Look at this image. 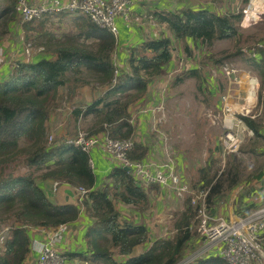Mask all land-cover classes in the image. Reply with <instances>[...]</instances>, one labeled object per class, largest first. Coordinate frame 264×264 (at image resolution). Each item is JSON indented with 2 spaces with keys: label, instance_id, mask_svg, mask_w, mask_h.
<instances>
[{
  "label": "trees",
  "instance_id": "trees-1",
  "mask_svg": "<svg viewBox=\"0 0 264 264\" xmlns=\"http://www.w3.org/2000/svg\"><path fill=\"white\" fill-rule=\"evenodd\" d=\"M4 2L7 6L0 17H3L8 30V23L19 11L17 0ZM157 16L168 24L173 35L149 38L140 46L133 47L129 57L130 70L119 74L116 82L112 54L117 43L115 34L88 16L79 14L76 18L80 30L65 33L62 38L49 31L43 32L46 43L49 46L54 44L55 57L19 60L13 74L0 81V218L9 216L16 221L0 250V264L25 263L31 252L29 226L53 230L62 223L76 220L82 208H86L91 218L85 235L87 248L83 252L69 250L70 255L89 258L93 264H176L184 256L188 244L197 234L198 209L191 204V197L187 198L180 212H175L174 235L158 236L147 246L150 236L148 224L140 217H123L117 202L134 207L137 214L144 212L150 207V190L159 192L158 185L145 187L138 183L130 170L116 165L103 185L97 187L96 173L90 165L87 151L65 140L49 143L50 114L57 107L55 100L60 96L61 88L66 87L67 99L72 100L78 82L89 81L84 75L99 85L109 84L110 87L89 103H74L70 118L75 127L79 121L91 116L87 125L90 133L109 132L113 137H131L136 129L131 106L145 95L151 81L161 75L171 61L174 39L183 41L185 49L190 52L188 39L212 44L216 39L237 37L240 31L237 22L242 12L221 14L204 7H186L175 12L159 11ZM43 28L44 23H41L39 30ZM240 51L238 49L237 53ZM234 54L236 52H228L218 57L217 61ZM258 56L244 57L243 60L248 68L261 76L264 85V61ZM184 73L182 80L194 76L200 88L204 85L201 70L190 68ZM241 117L253 128L257 138L263 137L260 119ZM22 142H25L24 145ZM149 147L138 141L129 155L143 159ZM21 155H24V165L30 170L8 171L9 164ZM229 162L217 180V171L212 173V164L208 163L200 167V177L193 181L194 188L210 187L209 207L213 196L222 189L226 175L231 176L230 188L238 185L244 177L239 166L231 160ZM262 174L263 170L257 167L246 178L259 179ZM45 178L85 187L89 190L88 195L80 204L56 203L39 183ZM250 188L254 189L255 185ZM258 205L261 204L251 202L245 209L248 212ZM238 212L243 213L240 209ZM141 245L147 247L136 252ZM194 264L229 263L223 257L210 253Z\"/></svg>",
  "mask_w": 264,
  "mask_h": 264
},
{
  "label": "rangeland",
  "instance_id": "rangeland-1",
  "mask_svg": "<svg viewBox=\"0 0 264 264\" xmlns=\"http://www.w3.org/2000/svg\"><path fill=\"white\" fill-rule=\"evenodd\" d=\"M6 6V2L3 4L0 3V14ZM258 7L259 8L256 10L251 9L258 14V17L255 19L253 11H249L245 18L242 13L240 21L237 22V24H239L238 26H240V31L237 37L216 39L212 44L200 41L191 43L190 46L192 47L190 52L185 49L182 41L174 39L173 52L175 53L177 64H179L178 61L181 58L185 62L182 71L175 73L174 76H172L171 71L166 77L168 78L171 76L167 85L165 82L159 85L158 79L156 82L152 81L151 84H149L150 87H152V93L147 95L146 92L144 97H147L143 102H141L142 99L140 98L133 103L134 111H142L149 115V120L145 117V122L147 123L145 128L149 129V133L145 136L150 143L151 140H154V143L159 146L161 152L160 158L165 159L167 152H171L177 170L186 180L190 181L191 184H193V181L196 178L200 177V167L208 163L212 164V173H216L217 171V174L215 175L216 180L222 176V171L230 164L229 160H231V163L239 166L241 169V175L244 176L240 182L241 184L239 183L240 185H236V188H230L228 184L231 176L226 175L224 177V185L222 189L218 194L213 196L210 209L215 216L220 215V213L224 214L230 212L233 209V205H237L236 211L238 213V206H240L238 205L240 199L238 193L239 188L243 185L244 178H246L250 171L256 168L259 164L258 152L252 151V147L259 143L254 137H245L236 149H226V146L224 145L225 134L223 127L225 111L221 99V96L226 89L225 80L227 77L223 72L224 66L227 65L229 67L238 68L239 72H237V77L241 75L242 78L240 83L244 82L247 77L243 72L244 69H248L249 71L251 69L246 66L245 61L243 60L244 57H248V54L243 51V48L264 40V0L259 3ZM44 18L24 24L19 13H17L12 20L15 24L13 25L14 29L12 30L13 32L10 34V37L13 36V38H15L19 35V32L16 33L18 29H15L16 26H19L25 31V36L22 38L25 47L27 43L31 42L32 48L35 49L39 47L37 45L44 44H46L48 48H53L54 44L49 46L46 43V37H35L37 35L35 32L51 30L61 36L63 33L74 31L71 18L65 14L61 15L59 19ZM250 21H253L251 26L243 27L244 24L247 25ZM41 23H44L43 30H39ZM8 35L9 31L7 30V26L4 24L3 17H0V45H3L5 40H9L6 38ZM175 41H178V43ZM238 49L241 50V53H237ZM228 52L229 54L231 52H236L237 55H230L222 61H217L218 57H222ZM13 54L14 53H12V55ZM19 60L20 59L14 62ZM185 67L201 70L204 79V85L201 88L198 86L197 79L194 76L186 77L182 80L181 76H184L185 74L183 72ZM251 71L250 72L253 75H257L261 81V76L255 71ZM83 77L89 81H79L77 88L81 89L78 91L76 88V90L78 91V94L82 88L85 87L84 91H81L80 93L81 103L85 104L89 101L90 98L88 95H90L91 92H93L91 97H94L97 94V91L94 90V85H96L97 82L91 81L89 76L86 77L84 75ZM253 80L255 81L256 86L257 81L256 79ZM253 80L249 78L250 82ZM157 88L158 95H156ZM255 97L256 95L254 96L253 101L255 100ZM67 98V89L66 87H62L60 96L55 100L57 107L51 111L49 119L53 143L59 140L62 141V139L66 137H73L78 130L76 129L77 127H75V123L69 118V110L72 111L74 106L72 104L69 106V100ZM73 100H76L75 96L72 98V101ZM240 101L242 103L243 99L241 98ZM74 103L76 102L74 101ZM237 116L240 117L241 113L237 112ZM91 119L92 117L89 116L87 120H81L79 126L87 129V125ZM58 121L59 123H57ZM58 126L61 127V130L62 128L65 129L62 135L59 134ZM24 143L25 142H22L21 144L24 145ZM162 151H164V153ZM24 164V155H21L9 164L8 171L14 170L16 172H25L30 170V168H27ZM39 172L41 171H37L36 173ZM161 189L162 192L160 194L153 193L152 196L149 197L150 207L145 210V215L149 217H145L143 220L147 224L149 223L148 227L150 230V236L148 244L158 236L174 235L176 231L174 226L176 219L175 212L178 213L185 207L188 197L179 196L171 189ZM122 206L124 207L126 205L123 203ZM130 208L134 207L130 206ZM123 212L124 211H122V213ZM135 212L137 213V210ZM225 218L229 219L230 217L227 216ZM15 224L16 221H14V218L12 217L9 218V216H3L0 218V250L2 249L3 241L10 236V230ZM7 226L12 228H9L8 230L6 228ZM63 234L61 235V238L63 237ZM2 237H5L3 241H1ZM203 239L201 235L199 236V232H197L188 244L182 258L187 257L190 253L199 249L204 244ZM147 246H139L136 252L142 251ZM197 260L198 259L190 264L196 263ZM254 264H264V259Z\"/></svg>",
  "mask_w": 264,
  "mask_h": 264
},
{
  "label": "built area",
  "instance_id": "built-area-1",
  "mask_svg": "<svg viewBox=\"0 0 264 264\" xmlns=\"http://www.w3.org/2000/svg\"><path fill=\"white\" fill-rule=\"evenodd\" d=\"M137 0H65L62 4H56L50 0H17V7L22 22H28L43 18L48 14H55L61 11H67L74 14L86 15L96 24L106 27L115 35L118 34V26L116 24L117 17H123L130 20L131 6ZM262 0H247L239 12L243 13V17L249 11H253L254 19L258 14L254 12ZM255 7L254 10H251ZM264 49V40L243 48L248 56H255ZM25 54L31 55L33 48L32 43H27ZM183 59L179 68H183ZM116 65V64H115ZM177 68V69H179ZM236 67L224 66V74L227 76L230 84L240 85L241 75L237 77L239 69ZM118 68L116 66V77L114 82L118 80ZM172 72V76H174ZM252 80L257 78L250 77ZM171 76L168 77V80ZM237 90L230 87L228 92L222 95L224 106V145L227 150L238 148L247 133H253L252 128L247 126L246 121L241 115L252 116V106L246 107L250 102L249 92L243 97L240 92H236L233 98L237 100L240 107H236L231 103V91ZM244 102L241 103L240 99ZM231 102H230V101ZM242 104V105H241ZM133 119V117H132ZM134 122V119H133ZM80 123V121H79ZM78 123V124H79ZM77 132L73 137H66L62 140L72 142L90 155V165L96 169V161L91 154L94 147H100L104 152L111 155V159L120 166H127L133 173L139 184L150 187L152 184L158 185L163 189H171L179 196L191 197V204L198 209L197 222L195 229L201 235L204 244L187 257L182 258L176 264H190L210 253H214L223 257L229 264H254L264 259V204L254 207L250 212L234 219H226L223 216H215L209 207L208 196L210 192L209 186L194 188L190 181L186 180L177 170L171 152H167V156L162 161H157L150 157L143 159L132 158L129 152L136 144L134 134L129 138L113 137L109 132L90 133L86 128L77 126ZM52 134V133H51ZM53 142V136L50 135L49 143ZM61 180H55L53 189L57 190ZM79 200L88 195L89 190L85 187H76ZM187 197V198H188ZM69 223H62L57 228L44 230V238L32 237L31 252L38 253L36 258H30L28 254L26 264H93L89 258L81 256H73L68 253V249L59 245L61 235L67 231ZM9 230V226L6 227ZM5 237H2V240ZM7 239V238H6ZM5 240L3 241V243ZM25 264V263H24Z\"/></svg>",
  "mask_w": 264,
  "mask_h": 264
},
{
  "label": "crops",
  "instance_id": "crops-1",
  "mask_svg": "<svg viewBox=\"0 0 264 264\" xmlns=\"http://www.w3.org/2000/svg\"><path fill=\"white\" fill-rule=\"evenodd\" d=\"M49 1V0H48ZM53 3L56 4H62L65 0H50ZM247 0H137L135 3L132 4L131 6V19L130 20H126L123 17H117L116 19V24L118 26V34L115 35L116 36V46L115 49L113 51V58H114V62L118 68V72L120 74H122L123 72H128L130 70V65H129V57H130V52L131 49L133 47H138L140 46L145 40L149 39V38H158L160 36H172L173 32L171 30V28L168 26L167 23L162 22L159 20L158 16H157V12L159 11H181L186 7H193V8H208L214 12L217 13H228V12H239L240 7L242 8V6L245 4ZM1 4L5 3L4 0H2L0 2ZM19 13V12H18ZM65 14L66 16L71 18V21L73 22V30L72 32H76L78 30L81 29L80 27V23L78 21V19L76 18V16L78 14H74L71 12H67V11H61L55 14H48L46 16H44L43 18H56L59 19V17L61 15ZM80 15V14H79ZM43 19V20H44ZM35 21V20H33ZM254 21V20H253ZM253 21H250L247 25H243V27H249L252 25ZM260 21V20H259ZM32 21H28L26 22L29 23ZM15 24V22L11 21L10 23H8L9 28V35L6 37L9 40H5V42L3 43V45H0V81H4L6 80L11 74H13L14 70H15V66H16V60L20 59L21 61H33V60H37L40 59L42 57H55L56 53L53 50V48H48L46 44L44 45H37L39 46L38 48H33L32 54L31 55H27L25 54V46H24V41L22 40V38L25 36V31L23 30V28L16 26L15 29H18L16 33L19 32V35L16 36L15 38H13V36L10 37V34H12V30L13 25ZM46 30V29H45ZM46 31H42V32H35L37 35L35 37H44V33ZM49 32H52L51 30H49ZM14 33V34H16ZM56 35L57 38H62V36L65 34L63 33L61 36L57 35L55 32H52ZM68 33V32H66ZM12 39H10V38ZM264 39V38H263ZM91 40H87V42H90ZM189 45H191V43H196L193 40H189ZM7 42V43H6ZM178 43V41H175ZM183 42V41H182ZM184 43V42H183ZM184 45V44H183ZM192 47V46H190ZM12 53H14L12 55ZM173 55H172V59L171 61L165 66V69L163 71V73L157 77H155L152 81L156 82V80H159V85L163 84L165 82V84L167 85L169 83V80L167 77V75L172 71L174 73H179L182 71V68L180 67V63H181V59H179V64H177V59L175 58V53L172 51ZM259 55V56H258ZM258 55H256V57L258 56V58L260 57L261 59H263L264 61V49L261 50L260 53H258ZM251 57V56H248ZM183 61V65H184V60ZM179 68V69H177ZM188 69V67H185L183 69V72H186ZM238 71V69H237ZM251 71V70H250ZM248 69H244V73L247 75V77L244 80V82L240 83V85L237 84H230V82L228 81V78H226L225 82H226V89H225V93L228 92V90L230 89V87H233L235 90L231 91V100L233 104H236V107H240V105L237 104V100H235L233 98V96L235 95L236 92H240V94L245 97L247 92H249V88L251 85V82L249 81L250 77H255L258 79L257 83H256V87L254 89L255 93H257V100H255L253 103H249V105H246L244 103V106L249 107L252 106V113H254L253 115H255L252 118H258L261 120V126H260V131L262 133L263 137H256V133L252 128L253 133L248 134L247 136L248 138H252L254 137L256 140H258V144H256L255 146L252 147V151L253 152H258L259 154V164L257 167L261 168V170H263V174L259 179H253V180H249L248 178H244L243 181V185L241 186V188H239V204L240 206L239 209L243 212V213H237V205H233V209L230 212L224 213L218 215V216H225V217H230L229 219H234L237 218L241 215H245L250 211H246L245 207L248 203L251 202H255V203H259V204H264V85H262L261 81L259 80L257 75H253ZM243 73V74H244ZM179 75V74H177ZM176 75V76H177ZM227 77V76H226ZM242 78V76H241ZM151 81V82H152ZM151 84V83H150ZM95 89L97 91V94L95 96L99 97L100 95H102L106 89H108L110 87L109 84L104 85H99L98 83L96 85H94ZM214 87V86H213ZM152 87H150L147 89V95L152 93L151 90ZM215 88V87H214ZM81 89V88H80ZM80 89L77 88V90L79 91ZM85 87L82 88L81 91H84ZM75 92V94H77V91ZM158 88L156 89V95H158L157 93ZM81 91L75 95V99L76 100H69V106L72 104L74 105V101L77 103V101L81 98L80 93ZM93 92H91L90 95H88V97L90 98L89 101H87L86 103L91 102L93 99L97 98V97H91ZM224 94V93H223ZM222 94V95H223ZM261 94V102L259 103V98ZM147 96H143L141 99L143 102L146 99ZM150 97V96H149ZM74 98V97H73ZM93 98V99H92ZM78 99V100H77ZM92 99V100H91ZM222 99V96H221ZM79 102L81 103V99L79 100ZM78 102V103H79ZM223 102V99H222ZM244 102V100H243ZM134 105V104H133ZM131 106V113H132V117L134 119V123L136 125V129H135V134L134 136L136 137V142L138 141H142L143 143L149 145V151L146 155L147 157L153 158L157 161H162L164 160V158H160V150H159V146L154 143V140H151V144L149 142V140L146 138V134L149 133V129H146V122H145V117L149 118L148 114L141 112H136V110L134 111V106ZM224 108V106H223ZM70 112V117H71V110H69ZM69 117V118H70ZM53 120V119H52ZM59 123V121L57 122ZM62 124V122H61ZM59 124V125H61ZM56 125V123H55ZM248 127H250L247 124ZM251 128V127H250ZM59 129V134L62 135L63 132L65 131L64 128L58 126ZM146 135V136H145ZM254 148L256 149L254 151ZM164 153V151H162ZM91 154L94 156L95 161H96V169H95V173H96V178H97V187H100L103 185L104 180L107 179V176L109 174V172L117 165L112 159H111V155L104 152L100 147H94L93 151L91 152ZM256 167V168H257ZM255 169V168H254ZM253 170V169H252ZM251 170V172H252ZM55 179L53 178H45V179H40L39 183L47 190L49 197L55 201L56 203H64V202H74V203H78L80 204L81 201L79 200L78 197V191L77 188L75 186H73L72 184L66 182V181H61V183L59 184L57 190L53 189V183H54ZM241 184V183H240ZM239 184V185H240ZM255 185L254 189H251L250 186ZM157 186V185H156ZM238 186V185H237ZM159 187V191L155 190H150L149 195L152 196V194H160L162 192V189L160 186ZM236 188V187H234ZM122 202L119 201L117 202V205L119 207V210L124 211L122 213L123 217H126L127 215H133L136 216L137 218L140 217L141 220H144L145 217L149 218L147 215H145L146 211L141 212L138 214L135 212L136 210L134 208H130V206H122ZM228 214V215H227ZM228 219V218H227ZM91 218L88 215L86 208H82L80 215L78 216V218L76 220H74L73 222L68 224V228L67 231L64 232L63 237L59 240V245L62 248L68 249V250H72V251H78V252H83L86 251V242H85V235H86V231L88 228V225L90 224ZM149 224V223H148ZM30 231H31V236L32 237H38V238H44V230L37 228V227H33V226H29ZM147 245H149L147 243ZM142 246V245H141ZM146 246V245H143ZM139 252V251H138ZM30 258H36L38 256V253H32L30 252ZM27 260L25 261L26 264Z\"/></svg>",
  "mask_w": 264,
  "mask_h": 264
},
{
  "label": "bare ground",
  "instance_id": "bare-ground-1",
  "mask_svg": "<svg viewBox=\"0 0 264 264\" xmlns=\"http://www.w3.org/2000/svg\"><path fill=\"white\" fill-rule=\"evenodd\" d=\"M263 1V0H262ZM261 2V1H260ZM259 2V3H260ZM259 3L257 2V4H258V6H259ZM251 9H255V7H252ZM257 9V8H256ZM255 81L253 80V81H251V85H250V88H249V98H248V100L250 101V102H252L253 101V99H254V96H255V91H254V89H255ZM223 260V259H222Z\"/></svg>",
  "mask_w": 264,
  "mask_h": 264
},
{
  "label": "water",
  "instance_id": "water-1",
  "mask_svg": "<svg viewBox=\"0 0 264 264\" xmlns=\"http://www.w3.org/2000/svg\"><path fill=\"white\" fill-rule=\"evenodd\" d=\"M124 168H125L126 170H130V168H129V167H127V166H125Z\"/></svg>",
  "mask_w": 264,
  "mask_h": 264
}]
</instances>
